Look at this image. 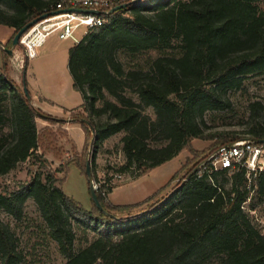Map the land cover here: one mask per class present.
<instances>
[{"label": "trees", "instance_id": "16d2710c", "mask_svg": "<svg viewBox=\"0 0 264 264\" xmlns=\"http://www.w3.org/2000/svg\"><path fill=\"white\" fill-rule=\"evenodd\" d=\"M58 1L0 0V23L15 30L7 46H1L0 175L28 159L46 166L40 151L44 134L43 145L61 156L52 145L55 132L47 124L40 128L38 117L66 120L42 115L11 76L8 63L18 30ZM107 18L69 50L73 84L83 98L75 117L86 131L84 150L92 146L90 157H69L57 169L0 191V211L20 220L33 198L46 234L66 259L63 264H264V231L243 206L248 200L249 209L264 203V170L248 176L245 167L205 169L199 175L202 159H195L202 152L192 143L194 138H220L222 144L238 136L206 132L205 116L229 108L232 93L246 90L249 76L264 73V0H141ZM154 50L157 55L129 61L128 68L122 58ZM248 107L249 136L264 138V99ZM120 132L126 158L120 171L139 176L184 148L194 153L195 159L186 163L193 165L169 198L168 192L141 204L115 205L108 200L112 185L103 183L97 193L111 214L97 206L91 190L92 206L84 207L59 185L65 179L59 172L77 163L87 176L91 159L98 181L97 152L105 139ZM77 228L84 231L80 241L85 245L77 244ZM90 231L96 232L93 239ZM0 263H27L19 237L1 215Z\"/></svg>", "mask_w": 264, "mask_h": 264}, {"label": "rangeland", "instance_id": "374dc122", "mask_svg": "<svg viewBox=\"0 0 264 264\" xmlns=\"http://www.w3.org/2000/svg\"><path fill=\"white\" fill-rule=\"evenodd\" d=\"M83 31L84 27L82 26L76 31L74 36L65 39H61L56 33H53L48 43L42 47L41 54L37 53L33 57H26L25 51L22 50L24 48L22 45H16L13 48V53L8 54L10 74L23 87V71L24 67L27 66V87L32 95V101L34 100L33 103L35 102L34 105L38 108L40 107L42 115L47 113L52 117L65 119L66 121L53 123L38 117L40 128L47 124L55 132L57 138L52 145L60 151L61 156H57L54 151L48 150L47 146L43 145L45 143L43 139L46 137L44 134L40 151L47 157L48 164L44 166L41 161L36 159H28L21 162L10 172L0 175V191L18 186L20 183L30 180L36 173H43L47 169H57L69 157L79 156L81 161L90 157L92 146L89 145L84 150L87 138L86 131L75 117L81 111L79 107L83 98L81 92L74 87L73 78L69 70L70 46L82 37ZM14 33L15 30L12 27L0 23V67L4 64L1 46L6 45ZM10 47L12 48V45ZM157 54L158 52L155 50L143 52L132 60H130L128 55H121L126 60L128 68L129 61L138 60L139 62H144L147 57ZM245 87L246 90H237L232 93V104L229 108L207 113L205 116L206 126H204L206 132L213 135L222 132H236V135H238L236 139L250 137L247 132L250 124L248 105L252 100L264 99V73L249 76L245 81ZM34 92L36 96L33 99ZM105 118L106 115L101 116V119ZM123 134V132H120L105 139L95 159V169L98 178H106L111 181L113 190L108 194V200L115 205L141 204L149 198L157 200L177 187V184L193 165L191 164L192 162L189 166L186 163L189 159L192 161L195 159L194 153L190 149L184 148L173 158L145 171L139 176H136V173L131 171H120L118 168L126 162L121 142ZM49 139L52 140V138ZM218 140L220 138L193 139L194 148L202 152L201 157L195 159V161L202 159L198 162L199 164L197 163V168L215 149L231 141L230 137L222 144L218 143ZM82 171V167H79L77 163L70 164L67 171L59 172V175L65 178L64 181L59 182V185L84 207L90 208L92 206L90 185L86 174ZM178 173L180 176L175 178L170 186H167L172 177ZM226 186L229 187L230 184H226ZM246 206V210L250 212L259 227L264 231V223L261 222L264 221V203L257 206L255 209L256 213H253L248 208V203ZM0 215L5 222L12 226L19 237L21 249L26 254V264H63L65 262L66 259L60 252L57 243L46 234L45 221L33 198L28 199L25 203L22 219L18 220L2 211H0ZM83 233L84 231L81 228L77 230L78 246L86 243L80 241ZM95 235V231L89 232L90 239H93Z\"/></svg>", "mask_w": 264, "mask_h": 264}, {"label": "built area", "instance_id": "2783aa9c", "mask_svg": "<svg viewBox=\"0 0 264 264\" xmlns=\"http://www.w3.org/2000/svg\"><path fill=\"white\" fill-rule=\"evenodd\" d=\"M130 1L133 0H59L51 11L61 10L60 13L42 19L21 37L20 42L24 47L26 57L37 55L38 48L53 33H56L59 38L65 39L74 36L76 31L83 26L84 35L90 28L107 22V14L111 13L110 10L113 7ZM86 10H98L100 12ZM240 167L247 169L248 176L251 173L264 170L263 142L249 137L235 139L221 145L208 155L199 167L198 173L201 175L205 169L208 171L227 169L233 172ZM103 183L111 185L110 179L94 180L96 189L100 188ZM248 201L244 203V208L247 207ZM250 210L256 213L255 209ZM261 222L264 223V221Z\"/></svg>", "mask_w": 264, "mask_h": 264}, {"label": "water", "instance_id": "95a60500", "mask_svg": "<svg viewBox=\"0 0 264 264\" xmlns=\"http://www.w3.org/2000/svg\"><path fill=\"white\" fill-rule=\"evenodd\" d=\"M141 0H133V1H130V2H126V3H122V4H119L115 7H113L110 12H114L118 9H121V8H125L129 5H132L134 3H137ZM67 10H73V9H67ZM78 10H81V9H78ZM85 10V9H84ZM86 11H93V12H100L98 10H86ZM61 10H56V11H51V12H46V13H43L35 18H33L32 20H30L29 22H27L22 28H20L18 30V32L15 34L14 38H13V43H12V48L9 49V53H13L14 51V47L16 45H21V42H20V39L21 37L32 27L34 26L36 23H38L39 21H41L42 19L44 18H47L51 15H54V14H58L60 13ZM26 70H27V66L24 67V71H23V85H24V91L26 93V96L28 97V99L30 101H32V95L27 87V81H26ZM256 139L257 141L259 142H263L264 143V138H254ZM86 170H87V176H88V181H89V185H90V190H91V194H92V197H93V200L94 202L97 204V206L102 210L104 211L106 214H111L103 205V203L101 202L99 196H98V193H97V189L94 185V178H93V173H92V167H91V159H88L87 160V165H86ZM181 185L175 187L167 196L166 198H169L176 190H178V188L180 187Z\"/></svg>", "mask_w": 264, "mask_h": 264}, {"label": "crops", "instance_id": "0c3cea01", "mask_svg": "<svg viewBox=\"0 0 264 264\" xmlns=\"http://www.w3.org/2000/svg\"><path fill=\"white\" fill-rule=\"evenodd\" d=\"M49 39H50V36L46 39V41L38 48V53L39 54H41V52H42V47L46 44V43H48V41H49ZM71 47V46H70ZM22 50H24V48H22ZM38 54V55H39ZM27 62H28V60H27ZM27 64V63H26ZM35 96H36V93L34 92V94H33V99L35 98ZM34 101V100H33ZM35 103V102H34ZM40 108V107H39Z\"/></svg>", "mask_w": 264, "mask_h": 264}]
</instances>
